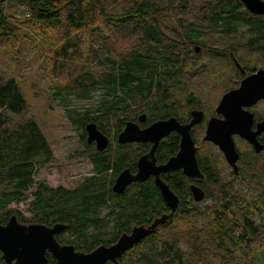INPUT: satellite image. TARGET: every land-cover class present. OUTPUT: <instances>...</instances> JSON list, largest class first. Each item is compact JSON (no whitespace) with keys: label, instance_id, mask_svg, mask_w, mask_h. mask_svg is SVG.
Wrapping results in <instances>:
<instances>
[{"label":"trees","instance_id":"1","mask_svg":"<svg viewBox=\"0 0 264 264\" xmlns=\"http://www.w3.org/2000/svg\"><path fill=\"white\" fill-rule=\"evenodd\" d=\"M4 1L0 61L17 54L11 39L18 27L4 13ZM8 1L27 11L54 55L50 97L59 100L79 135L83 149L73 156H85L92 173L72 188L36 180L53 152L30 111L19 72L3 67L8 60L1 62L0 224L12 215L24 224L63 223L57 241L90 252L169 213L151 179L132 182L120 194L112 190L117 174L125 168L135 172L137 158L149 148L119 143L117 134L141 115L149 125L169 116L186 121L191 110L212 113L216 103L209 104L208 93L216 91L217 102L232 87L233 73L226 74L223 64L233 72L235 61L264 67V15L251 13L240 0ZM88 122L109 138L103 150L86 141ZM193 140L202 177L173 171L168 182L179 198L177 207L115 264L258 263L264 249V151L241 139L247 151L235 144L240 151L235 171L217 145L200 135ZM178 148L179 136L172 132L155 156L162 161ZM189 182L204 192L199 202L190 196ZM46 256L56 264L50 252ZM0 264H7L1 252Z\"/></svg>","mask_w":264,"mask_h":264},{"label":"water","instance_id":"2","mask_svg":"<svg viewBox=\"0 0 264 264\" xmlns=\"http://www.w3.org/2000/svg\"><path fill=\"white\" fill-rule=\"evenodd\" d=\"M245 8L253 14L264 15V0H240ZM196 50H199L197 47ZM239 67V64L235 61ZM264 98V70L250 75L241 81L239 87L226 91L220 98L216 111L224 115L223 119L211 117L208 120L203 139L211 141L222 151L227 163L236 171L239 153L236 150L233 134L249 141L254 150L260 151L262 146L256 139V134L264 129V120L257 125L256 131H251V115L243 110V106L253 104L257 99ZM187 123H180L175 117L158 119L141 128L136 122L126 121L117 134V142H150L148 152L137 158V169L132 173L128 168L121 170L112 184L115 193H123L132 182H143L150 176L160 190L163 201L170 212L155 218L149 225H135L129 233H122L110 245H99L90 252L75 249L73 244H60L55 235L66 228V224L55 223L47 226L42 223H20L15 215L10 216L5 224H0V252L7 264H50L46 254L50 252L56 264H115L131 247L152 233L157 225L164 223L178 205L177 195L160 178L161 172L182 169L184 175L195 178L202 177L197 160L196 146L190 129L202 119L201 110H193ZM246 116V117H245ZM144 121V115L139 117ZM86 141L95 142L97 150H103L109 143V138L101 132L94 122L85 125ZM171 131L180 135L179 148L165 163L156 164L154 156L159 140ZM195 200L204 197V192L197 186H191Z\"/></svg>","mask_w":264,"mask_h":264},{"label":"rangeland","instance_id":"3","mask_svg":"<svg viewBox=\"0 0 264 264\" xmlns=\"http://www.w3.org/2000/svg\"><path fill=\"white\" fill-rule=\"evenodd\" d=\"M193 1L200 3L203 0ZM3 3L4 13L18 27L17 35L14 39H11L18 58L17 54H15V58L10 59L4 55V58H7L6 60L9 63L6 60L0 61V63L3 62L4 65L6 61L3 67H8L19 72L21 86L29 103L30 111L34 115L53 152L52 161L44 165L35 178L51 186L60 184L72 188L82 178L92 173V165L83 155L73 156V154L83 149L79 135L66 118L63 109L58 105L59 100L51 98L50 86L53 85V81L49 76L48 67L54 61V55L47 51V43L32 28L26 13L27 11L8 0H5ZM12 60L15 63H11ZM223 67V70L227 72L226 74L230 75L233 73L226 65L223 64ZM257 67H260V64ZM233 82L232 80L229 81L231 86L234 85ZM209 94L211 95L209 104L214 105L217 100V92L210 91ZM73 101L76 103L83 102L81 100ZM235 144L242 153L247 151V146L243 144L240 138L235 140ZM260 160L264 161V156L263 158L260 157ZM227 175L225 173L224 177H227ZM205 202L207 203L208 201ZM25 206L26 203L22 202L19 204L20 209H24ZM180 246L184 247V244L180 242ZM257 264H264V249L259 253Z\"/></svg>","mask_w":264,"mask_h":264},{"label":"flooded vegetation","instance_id":"4","mask_svg":"<svg viewBox=\"0 0 264 264\" xmlns=\"http://www.w3.org/2000/svg\"><path fill=\"white\" fill-rule=\"evenodd\" d=\"M199 48V47H198ZM236 70H237V72H233V75L235 76H233L234 77V79H233V77L232 78H230V80H232V81H234L233 83H234V85L232 86V87H230L228 90H230V89H235V88H237V87H239V85L241 84V81L244 79V78H246V77H248V76H250V75H253V74H256L259 70H264V67L263 66H260V67H257L256 65H253V66H250V67H247V66H244L243 64H239V67L236 65V68H235ZM227 90V91H228ZM221 98V97H220ZM220 100V99H219ZM219 100L216 102V104H215V106H214V110H213V112L212 113H205L204 112V110H201L202 111V119L197 123V124H195V125H193L192 127H191V129H190V133H191V136L194 138V137H199V135H200V137H202L203 138V136H204V134H205V129H206V126H207V123H208V120L211 118V117H217V118H220V119H223L224 118V115L223 114H221V113H218L217 111H216V107H217V104H218V102H219ZM243 108V110H245V111H247L250 115H251V124H250V129H251V131H256L257 130V125H258V123H260V122H262L263 120H264V98H259V99H257L253 104H251V105H249V106H243L242 107ZM193 110H191L190 111V113H189V118L186 120V121H183V122H180L177 118V120L180 122V123H187V122H189V120L191 119V112H192ZM170 117V116H169ZM174 117V116H173ZM246 117V116H245ZM168 118V117H167ZM138 125H139V127H141V128H143V127H145V126H147L148 124H146V121H138V122H136ZM172 132H176V131H171L170 133H172ZM170 133H168L166 136H164L163 138H161L160 140H159V143H158V145H160L162 142H164V140L170 135ZM177 134H178V136H179V140H180V135H179V133L178 132H176ZM232 138H233V140H234V143H235V140L236 139H238V138H240V139H242V140H245L244 138H242V137H240V135L239 134H233L232 135ZM256 139H257V141L260 143V145L262 146V149L260 150V151H264V129L263 130H261L260 132H258L257 134H256ZM247 143H249L250 144V146L253 148V145L249 142V141H247V140H245ZM136 143H145V144H148L149 145V148H148V151H149V149H150V146H151V143L150 142H136ZM89 144H92L93 146H95V142L93 141V142H90ZM157 145V146H158ZM157 148V147H156ZM254 149V148H253ZM156 150V149H155ZM148 151H146V152H148ZM260 151H257V152H260ZM146 152H144V153H146ZM177 152V151H176ZM175 152V153H176ZM143 153V154H144ZM155 153H156V151L154 152V156H155ZM238 153H240V151L238 152ZM174 155V154H173ZM240 155V154H239ZM155 158H156V164H162V163H165L166 161H167V159L169 158V157H167V158H165L164 160H162V161H159L158 159H157V157L155 156ZM136 169H137V165H136ZM176 170H180L181 172H182V169H176ZM176 170H172V171H169V172H161L160 173V178L169 186V188L173 191V193L175 194V195H177L175 192H174V190L172 189V187L170 186V184H169V182H168V180L170 179V176H172V174H173V171H176ZM135 172H136V170H135ZM135 172H132V173H135ZM183 173V172H182ZM186 176V175H185ZM188 177V176H187ZM188 178H191V177H188ZM197 178V177H196ZM199 178H201V177H199ZM148 179H151L152 181H153V183H154V177L153 176H150ZM193 185V183L192 182H189V184H188V189H189V191H190V196H192V198H193V201H195V202H199L200 200H195L194 199V196H193V192H192V189H191V186ZM154 186H155V184H154ZM197 186V185H196ZM156 187V186H155ZM197 187H199V186H197ZM157 188V187H156ZM200 188V187H199ZM158 189V188H157ZM158 191H159V193H160V190L158 189ZM161 195V194H160ZM178 197V196H177ZM161 198H162V196H161ZM179 199V198H178ZM163 200V199H162ZM202 200V199H201ZM168 212H164L163 214H167ZM133 227V226H132ZM131 227V228H132ZM131 230V229H130ZM61 244V243H60ZM109 264H112V263H109Z\"/></svg>","mask_w":264,"mask_h":264},{"label":"bare ground","instance_id":"5","mask_svg":"<svg viewBox=\"0 0 264 264\" xmlns=\"http://www.w3.org/2000/svg\"><path fill=\"white\" fill-rule=\"evenodd\" d=\"M195 146H196V145H195ZM202 199H203V198H202ZM200 200H201V199H200ZM134 226H135V225H134ZM129 232H130V231H129ZM129 232H128V233H129Z\"/></svg>","mask_w":264,"mask_h":264}]
</instances>
